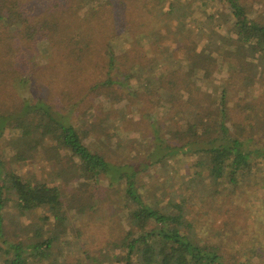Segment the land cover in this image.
I'll return each instance as SVG.
<instances>
[{"label":"trees","instance_id":"trees-1","mask_svg":"<svg viewBox=\"0 0 264 264\" xmlns=\"http://www.w3.org/2000/svg\"><path fill=\"white\" fill-rule=\"evenodd\" d=\"M219 1L227 4L230 17L226 20L235 34L229 32L213 48L185 28L178 36L173 33L176 29L169 20L177 9L174 3L169 8L166 0H0V57L7 60V67L18 60L13 74L0 71L4 89H13L24 80L21 69L28 64V83L34 81L43 93L36 102L16 105V114L0 113V140L8 130L19 132L18 163L33 159L35 148H52L49 142L61 146L66 156L77 160L73 174L80 187L102 179L111 185L124 183L126 206L134 207L130 229L110 246L119 254L104 260L92 257L93 264H231L219 248L201 245L190 236L182 205L175 206L179 212L174 213L146 203L139 191V167L111 163L114 150L105 146L108 150L102 151L101 145L96 149L94 138L75 116L81 111L76 103L78 93L95 94L102 102L117 104L130 96L133 104L140 105L152 96L157 108L163 107L171 117L170 126L176 127L166 139L156 129L155 136L162 141L157 161L187 155L202 183L208 177L212 186L224 192L255 191L252 184L261 179L264 163V135L258 121L264 99L246 89V97L235 101L229 90L243 83L255 87V77L264 67V24L251 19L240 0ZM95 15L98 22H89ZM150 35L154 39L146 40ZM46 56H50L49 63H41ZM145 73L153 76L137 98L143 84L138 77ZM215 80L221 85L220 92H206L203 87L209 90ZM252 120L257 123L249 126ZM61 177L68 181L65 175ZM59 178L26 179L8 171L0 160L3 264L52 260L58 238L47 227L64 222L71 208L63 204L64 184L57 183ZM258 191H264V186ZM10 202L15 203L21 219L43 214L40 223L30 225L34 230L28 226L24 232L28 236L17 243L8 239L4 226ZM55 264L68 263L56 260Z\"/></svg>","mask_w":264,"mask_h":264},{"label":"rangeland","instance_id":"rangeland-1","mask_svg":"<svg viewBox=\"0 0 264 264\" xmlns=\"http://www.w3.org/2000/svg\"><path fill=\"white\" fill-rule=\"evenodd\" d=\"M240 1L251 19L264 24V0ZM173 3L177 11L169 21L173 23L174 30L176 29L173 31L176 36L185 28L193 38L203 39V44L205 42L215 48L216 44L219 46L224 41L223 38L229 32L235 34L231 23L226 20L230 13L225 2L166 0L169 8ZM98 19L95 15L88 21L98 22ZM163 32L166 33L165 30ZM152 36H148L146 40L154 39ZM49 60L50 56L49 59L46 56L41 63H49ZM17 61L15 59L13 66L7 67V60L0 57V71L13 74ZM261 68L263 71L260 69L254 80L255 87L249 88L247 83H243L229 90L235 101H242L248 91L261 100L264 99V67ZM21 72L26 74L24 80L18 82L13 89H4V82L0 79V113L9 110L16 114V105L22 107L25 103L36 102L42 97L43 93L38 85L34 81L28 83V64L23 65ZM152 76L145 73L138 77V81L143 84L137 98L146 91L145 85ZM83 85H87L86 81ZM208 87L209 90L206 86L203 88L211 94L212 90L220 92L218 90L221 89L216 80L214 83L210 82ZM85 94L76 95L77 106L81 109L75 113L77 123L94 138L96 149L101 145L102 151L108 150L107 147L114 150L111 153V163L139 167V191L146 203L160 210L170 208L174 213L179 212L175 206L182 205L190 236L201 245L219 248L226 262L236 264L249 260L251 264H264V191H258L264 186L263 160V165L260 166L261 179L252 184L255 191H221L217 186H212L214 184L208 177L206 183H202V178L196 176L199 171L193 168L194 163L190 156L157 161L160 154L158 146L162 145V141L155 136L156 129H160V136L166 139L167 134L175 131L176 127L170 126L171 117L166 115L163 107L157 108L152 96L141 102V105H147L146 109L137 102L133 104L130 96L122 104H117L113 100L102 102L95 94ZM258 121L264 135V112ZM255 123L257 122L252 120L248 125L253 126ZM19 141V132L10 130L0 140V160L7 164L8 171H16L26 179L54 181L60 175H65L68 180L64 182L63 177L56 179L60 186L64 184V206L71 208L68 209L64 222L47 227V230H53L58 241L52 250V260L45 264H55L56 260L68 264H93L92 257L104 260L108 256L118 255L119 251L110 246L119 242L130 229L129 221L133 219L130 213L134 209L133 206H126L124 183L118 184L114 181V185H111L107 179H102L98 184L80 187V182L73 174L78 168L77 160L66 156V151L61 146L52 145L50 142L47 146L52 148H35L33 159L18 163L15 149ZM146 163H150V166L147 167ZM204 175L207 176V173ZM100 201L104 202L103 207ZM42 215L37 212L21 219L15 203L7 204L4 226L8 239L14 243L24 240L28 236V233H24L28 231V226L32 232L34 228L30 225L40 223ZM3 259V253L0 252V264H3Z\"/></svg>","mask_w":264,"mask_h":264}]
</instances>
